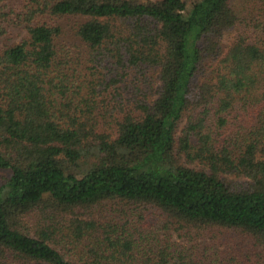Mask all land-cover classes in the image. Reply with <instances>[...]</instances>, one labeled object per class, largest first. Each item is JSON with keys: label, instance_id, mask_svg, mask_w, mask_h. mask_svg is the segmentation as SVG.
I'll return each mask as SVG.
<instances>
[{"label": "trees", "instance_id": "obj_1", "mask_svg": "<svg viewBox=\"0 0 264 264\" xmlns=\"http://www.w3.org/2000/svg\"><path fill=\"white\" fill-rule=\"evenodd\" d=\"M0 264H264V0H0Z\"/></svg>", "mask_w": 264, "mask_h": 264}, {"label": "rangeland", "instance_id": "obj_2", "mask_svg": "<svg viewBox=\"0 0 264 264\" xmlns=\"http://www.w3.org/2000/svg\"><path fill=\"white\" fill-rule=\"evenodd\" d=\"M8 175L6 171H0V182L4 180V178Z\"/></svg>", "mask_w": 264, "mask_h": 264}]
</instances>
